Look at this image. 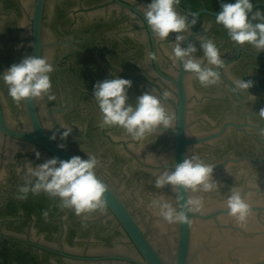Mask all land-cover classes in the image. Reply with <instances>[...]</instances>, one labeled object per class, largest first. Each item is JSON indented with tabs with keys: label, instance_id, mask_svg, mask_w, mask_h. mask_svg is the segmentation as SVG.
<instances>
[{
	"label": "clouds",
	"instance_id": "clouds-1",
	"mask_svg": "<svg viewBox=\"0 0 264 264\" xmlns=\"http://www.w3.org/2000/svg\"><path fill=\"white\" fill-rule=\"evenodd\" d=\"M181 0H150L143 12L154 38L159 41L169 40L174 33L175 40L171 44L169 58L179 62L182 69L194 75L202 87L217 85L220 81L219 69L225 64L219 47L214 39L203 34L195 35V42L189 41L193 36V26L197 24V12L182 13L179 9ZM215 23L222 26L228 38L240 47L251 46L255 52L264 51V11L254 10L252 0H221L220 10L215 15ZM187 42V46L184 44ZM199 51L202 56L196 55ZM151 58L156 57L152 54ZM54 66L43 56L27 55L18 63H13L0 72V81L7 87L8 95L17 103L25 100H36L47 97L49 101L56 99L52 93L50 74ZM133 82L127 78L114 77L97 82L93 86L92 96L100 112L101 128H121L141 147L143 142L156 130L172 128L173 119L165 110L162 98L167 99L170 93L161 95L145 91L137 96L134 103L129 102V89ZM253 87V81L244 78L233 79L232 92L243 97L246 90ZM248 100H255L249 95ZM264 119V109L259 111ZM64 131L61 139H66L72 132L70 127H61ZM50 139L55 140L53 135ZM63 149L64 144L58 145ZM40 158V153H36ZM97 159L88 156H72L67 160L52 157L45 162L27 167L26 182L19 188V199H26L29 192H44L53 198H59L60 207L74 210L76 215L89 213L104 206L106 185L96 173ZM214 165L206 162L199 155L185 156L182 162L173 163L155 174L154 185L157 189L171 186L177 192V206L167 202L163 197L152 199L148 208L163 221L183 223L186 211L199 209L203 198L185 199L180 189H191L193 192L210 193L220 191L218 182L213 177ZM227 214L235 218L241 226H245L250 213L247 199L237 188H231L225 200ZM47 213H45V216Z\"/></svg>",
	"mask_w": 264,
	"mask_h": 264
}]
</instances>
